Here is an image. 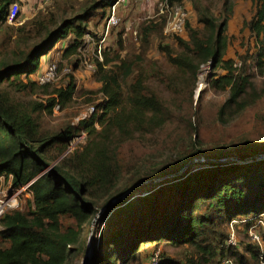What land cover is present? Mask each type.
<instances>
[{"label":"trees","instance_id":"trees-1","mask_svg":"<svg viewBox=\"0 0 264 264\" xmlns=\"http://www.w3.org/2000/svg\"><path fill=\"white\" fill-rule=\"evenodd\" d=\"M115 1L88 0L72 12L66 7L68 0H54L52 7L39 10L32 19L9 26L10 8L21 0H0V32L4 26L11 29L4 38L0 34V182L4 178L11 181L13 190L28 185L24 192L29 195L26 209L10 210L0 217V264H67L73 246L80 240V231L65 227L63 216L72 215L85 222L95 217L100 206L111 210L121 176L138 167L150 150L182 151L185 137L194 134L193 145L198 149L203 140L192 117L180 112L175 102L151 91L144 75L135 74L131 62L105 53L102 61L97 58L93 70L106 99L98 118L84 121L86 143L69 149L77 132L70 123L54 132L43 130L40 112H52L57 104L71 101L76 83L71 74L63 88L39 84L32 75L41 68L42 57L66 38L71 41L63 57L79 56L91 18L100 10L104 19ZM160 1L169 5L186 2ZM195 1L203 27L192 26L188 19L190 39L178 38L183 51L174 54L166 47L163 51L171 64L190 74L195 82L203 64L226 71L214 76L211 83L214 91L228 92L218 111L223 119L259 103L264 98V87L251 73L248 53L238 60L226 59L234 1L218 0V13L214 2ZM251 1L255 12L244 27L257 40L263 37V43L264 0ZM163 15L167 22L168 14ZM12 22L16 23L17 18ZM145 31L154 30L147 26ZM260 55L258 73L264 81L263 53ZM114 61L117 63L110 64ZM182 87L180 93L173 92L184 94ZM39 89L52 95L46 103L22 99L24 93ZM174 124L170 139L156 149L155 138L149 147L152 137ZM127 145L133 146L129 155L124 152ZM261 153L242 152L241 157H257L235 168L210 160L200 162L197 169L192 164L184 176L160 182V187L154 186L142 199L143 204L124 207L106 220L93 264H134L141 260L144 246L161 244L180 253L173 256L165 249L159 253V264H221L223 259H231L233 264H264V245L248 243L243 251L238 250L239 243L227 246L224 227L236 217L251 220L264 213V158H258ZM202 155L199 151L186 153L185 165ZM121 212L130 217L128 223H124L128 219L122 222L119 218Z\"/></svg>","mask_w":264,"mask_h":264},{"label":"rangeland","instance_id":"rangeland-1","mask_svg":"<svg viewBox=\"0 0 264 264\" xmlns=\"http://www.w3.org/2000/svg\"><path fill=\"white\" fill-rule=\"evenodd\" d=\"M86 1L88 0H68L66 7L74 12L78 10L81 3ZM206 1L209 4L214 2V10L218 13L220 8L218 0H203V2ZM233 1L235 9L227 29L229 47L226 59L238 60L240 55L248 53L250 55L251 73L257 79L258 84L264 87L263 77L258 73L261 53H263L264 58V41L263 43L262 41L260 42L263 37L257 40L248 28L244 27V22L252 18L255 8L251 0ZM186 2L190 5L188 8L190 12L188 23L194 27L202 28L203 25L199 23L198 14L194 7L198 1L187 0ZM152 3L147 0H130L128 7L120 12L121 23L111 30L103 54L105 53L111 58L120 56L131 62L135 74L142 73L144 75L145 82L151 91L156 92L169 102H175L174 106L180 112L192 117L193 125L201 130L203 140L199 141V148L196 149L193 145L194 134L185 137L186 139L181 144V148L184 147L182 151L176 149L172 152L165 148L158 150L157 148L159 147L157 145L170 139L171 134H174L173 130L176 124L168 129L166 128L164 131L157 133L156 137L151 138L149 147L153 143L152 140L156 138L157 150L155 152L150 150L148 155L139 161L138 167L121 176L116 191H114V194L118 195L110 203L111 210L100 206L95 217L85 222L79 221L72 215L63 216L61 221L65 227H75L80 231V240L73 246L74 252L67 264H82L86 256L91 258L90 264H93L95 249L102 244L101 233L106 220L120 212L124 207L133 204H143L144 200L142 199L146 198L145 196L147 195L149 196V191L154 186L160 187V182L169 183V180L174 176H184L188 168L192 167V164H195L193 169H197L200 162H209L208 160H210L229 164L228 168H235V166L240 164L239 157L242 152H255L258 150L264 152V98L259 103H255L239 113L225 116L222 119L218 111L225 102L228 92L214 91L211 83L214 76L217 78L226 74V71L223 69L214 70L212 66H202L195 82V79L191 78L190 74H184L177 66L171 64L166 52L163 51L164 48H169L174 54L182 52L183 47L178 38L189 40V30L186 29L184 36L167 33L165 30V15L163 17L158 14L159 1ZM53 5L54 0L49 2L23 0L20 3V14L17 22H9V26L20 25L32 19L39 10H47ZM102 22L103 17H101L99 10L89 22L85 45L79 56L64 58V51L71 38L62 39L48 53V58H43L45 62L38 71L39 73L42 71L46 72L51 66L56 65L55 78L45 82L53 85L52 88L66 87L71 74L75 78L76 91L71 101L65 105L61 103L59 110L54 108L52 112L48 110L40 112L42 128L46 132H54L69 123L77 128L75 137L70 144V150L86 143L87 132L84 129V121H88L92 117L98 118L102 113L101 104L106 99L100 91L102 84L96 77V71L91 67V64L97 61V58L93 55L95 43H93L92 39L95 42H99L100 38L95 34V31H101ZM9 26L2 27L1 37L4 38V33L11 30ZM147 26H151L154 31L146 33L145 29ZM103 59L104 55L102 56ZM115 63L117 61L110 64L113 65ZM32 78L36 79L39 84H45L40 82L37 72L32 75ZM181 87V93L184 94H175L173 92H179ZM51 96L39 89L37 92L24 93L22 99L46 103V100ZM92 107L96 108V114L84 119L85 114ZM132 148V145L125 146L124 152L129 155ZM197 151L203 152L205 155L193 159L194 162L190 165H185L184 156H186V153ZM223 153L227 155H222ZM260 155L258 157H261ZM61 157L58 158V161ZM135 184L137 185L133 186ZM11 187L9 180L2 179L0 182V196L11 193ZM25 192L23 191L20 195L19 209L27 208L29 195ZM124 214V212H121L119 218H121L122 222L128 219L124 222L128 223L130 217ZM234 220H231L224 227H226L227 234L231 230H235L239 242L237 248L239 251H243V246L253 242L248 234V222L244 217H236ZM257 230L264 236V226L259 227ZM227 234L226 237L228 236ZM143 248L144 253L141 260L134 264H149V257L157 252L164 253V251L168 250L171 251L173 256L180 253L179 250L171 249L169 246L166 248L163 244L157 246L148 245Z\"/></svg>","mask_w":264,"mask_h":264},{"label":"built area","instance_id":"built-area-1","mask_svg":"<svg viewBox=\"0 0 264 264\" xmlns=\"http://www.w3.org/2000/svg\"><path fill=\"white\" fill-rule=\"evenodd\" d=\"M44 2H49L51 0H43ZM150 2V0H147ZM130 4L129 0H116L108 9L106 15L104 16V29L97 34L100 38L99 42H95L94 56L99 58L102 61L103 50L105 48L106 41L111 33V30L121 23L120 12L122 8L128 7ZM20 14V4L15 3L10 8L9 20L12 22L14 19L18 18ZM158 14H168L165 30L167 33L174 35H184L186 32V23L189 19L190 12L185 4H175L169 5L166 2L159 1V10ZM203 67H211V64H203ZM91 67L94 68V65L91 64ZM56 74V65L51 66L46 72H38L40 82L45 83L46 81H51L55 78ZM55 110L60 109V105L57 104ZM96 108L92 107L87 114H85L84 119L87 117H92L96 114ZM28 185L23 186L19 189L10 191L11 193L0 196V217L3 216L6 212L10 210H15L20 207V195L23 191L27 189ZM236 221V220H234ZM248 222V234L254 243L263 246L262 235L258 232V228L264 226V213L257 217L256 219H246ZM238 239L236 237L235 230H231L228 234L226 240L227 246H236L238 245ZM263 248V247H262ZM160 258L159 253L151 256L149 259V264H159ZM221 264H233L231 259H223Z\"/></svg>","mask_w":264,"mask_h":264},{"label":"water","instance_id":"water-1","mask_svg":"<svg viewBox=\"0 0 264 264\" xmlns=\"http://www.w3.org/2000/svg\"><path fill=\"white\" fill-rule=\"evenodd\" d=\"M262 154H264V153H261V155H260L261 157H258V158H264V155H262ZM254 157H257V155H253L252 156V158H254ZM252 158H247V157H241L240 156L239 157V163L240 164H244V163L250 162L252 160ZM193 162H194V160H192L188 165H190ZM90 259L91 258L89 256H86L82 264H90Z\"/></svg>","mask_w":264,"mask_h":264},{"label":"crops","instance_id":"crops-1","mask_svg":"<svg viewBox=\"0 0 264 264\" xmlns=\"http://www.w3.org/2000/svg\"><path fill=\"white\" fill-rule=\"evenodd\" d=\"M22 2H23V0H21ZM130 1V0H129ZM155 1H160V0H150V3L151 2H153L152 4H154L155 3ZM187 1V0H186ZM185 4H186V6H187V8H189L190 7V5H189V3H187V2H185ZM125 8H122V10L121 11H123ZM251 19V18H250ZM249 19V20H250ZM104 29V19H103V22H102V29H101V31ZM101 31H99V32H101ZM99 32H96L95 31V34L97 35ZM88 34V33H87ZM110 36V35H109ZM48 54H46V55H44L43 57H42V64L45 62V59L46 58H48V56H47ZM43 58H45V59H43ZM42 66V65H41ZM11 182V181H10ZM13 190V188L11 187V191ZM0 230H2V227L0 226Z\"/></svg>","mask_w":264,"mask_h":264},{"label":"bare ground","instance_id":"bare-ground-1","mask_svg":"<svg viewBox=\"0 0 264 264\" xmlns=\"http://www.w3.org/2000/svg\"><path fill=\"white\" fill-rule=\"evenodd\" d=\"M262 155H264V154H262Z\"/></svg>","mask_w":264,"mask_h":264}]
</instances>
